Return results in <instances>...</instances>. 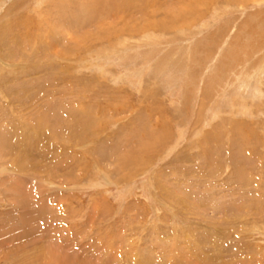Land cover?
I'll list each match as a JSON object with an SVG mask.
<instances>
[{
  "label": "rangeland",
  "instance_id": "374dc122",
  "mask_svg": "<svg viewBox=\"0 0 264 264\" xmlns=\"http://www.w3.org/2000/svg\"><path fill=\"white\" fill-rule=\"evenodd\" d=\"M0 264H264V0H0Z\"/></svg>",
  "mask_w": 264,
  "mask_h": 264
},
{
  "label": "bare ground",
  "instance_id": "6f19581e",
  "mask_svg": "<svg viewBox=\"0 0 264 264\" xmlns=\"http://www.w3.org/2000/svg\"><path fill=\"white\" fill-rule=\"evenodd\" d=\"M143 2H144V1H143ZM259 2H260V3H263V0H260V1L258 0V3H259ZM121 9H122V8H121ZM152 11H153V10H152ZM152 15H153V14H152ZM149 23H150V22H149ZM150 24H151V23H150ZM150 24H149V25H150ZM152 25H153V24H152ZM150 26H151V25H150ZM152 27H153V26H152ZM144 29H145V28H144Z\"/></svg>",
  "mask_w": 264,
  "mask_h": 264
}]
</instances>
